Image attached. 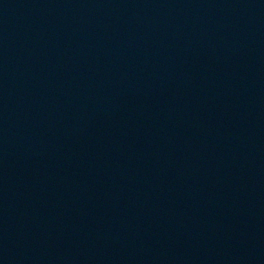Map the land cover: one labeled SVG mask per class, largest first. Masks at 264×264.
<instances>
[{
    "label": "water",
    "instance_id": "water-1",
    "mask_svg": "<svg viewBox=\"0 0 264 264\" xmlns=\"http://www.w3.org/2000/svg\"><path fill=\"white\" fill-rule=\"evenodd\" d=\"M0 264H264V0H0Z\"/></svg>",
    "mask_w": 264,
    "mask_h": 264
}]
</instances>
